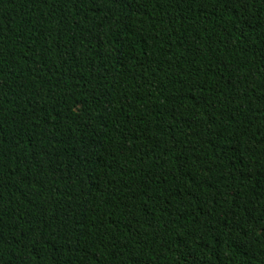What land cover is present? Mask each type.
Instances as JSON below:
<instances>
[{
	"label": "trees",
	"instance_id": "trees-1",
	"mask_svg": "<svg viewBox=\"0 0 264 264\" xmlns=\"http://www.w3.org/2000/svg\"><path fill=\"white\" fill-rule=\"evenodd\" d=\"M0 264H264V0H0Z\"/></svg>",
	"mask_w": 264,
	"mask_h": 264
}]
</instances>
